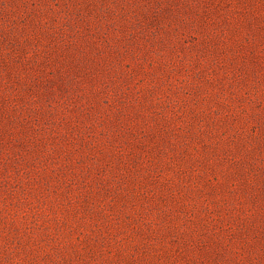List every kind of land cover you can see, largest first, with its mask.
Segmentation results:
<instances>
[{"label":"rangeland","instance_id":"obj_1","mask_svg":"<svg viewBox=\"0 0 264 264\" xmlns=\"http://www.w3.org/2000/svg\"><path fill=\"white\" fill-rule=\"evenodd\" d=\"M0 264H264V0H0Z\"/></svg>","mask_w":264,"mask_h":264}]
</instances>
